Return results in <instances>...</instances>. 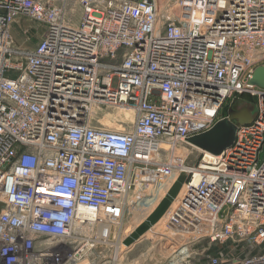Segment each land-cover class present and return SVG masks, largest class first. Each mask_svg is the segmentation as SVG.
I'll use <instances>...</instances> for the list:
<instances>
[{
    "label": "built area",
    "instance_id": "obj_1",
    "mask_svg": "<svg viewBox=\"0 0 264 264\" xmlns=\"http://www.w3.org/2000/svg\"><path fill=\"white\" fill-rule=\"evenodd\" d=\"M160 1L0 0V264H121L131 172L162 185L173 166L154 165L245 97L233 144L177 170L192 237L163 244L166 264H264V0ZM23 18L46 26L32 51ZM116 107L130 131L93 125Z\"/></svg>",
    "mask_w": 264,
    "mask_h": 264
},
{
    "label": "rangeland",
    "instance_id": "obj_2",
    "mask_svg": "<svg viewBox=\"0 0 264 264\" xmlns=\"http://www.w3.org/2000/svg\"><path fill=\"white\" fill-rule=\"evenodd\" d=\"M169 4H171V0H161V6L163 8L167 7ZM71 8H75L77 11V14L73 15L71 20L72 25L76 26L81 17V9L74 5H72ZM45 32V25L23 18L22 21H18L12 27L14 46L25 49L26 51H32L40 44ZM248 103L253 106L256 100L245 97L244 101H235L231 106L229 105L228 108L224 109L221 114V119L228 116V111L230 109L241 110L247 107ZM134 120L135 116L133 114L107 109L99 111L96 116H94L93 125L99 129L108 131L128 132L133 127ZM171 150H173L174 153L171 152L166 160L161 158L157 164L154 165L156 170L163 165L173 166L171 167L173 169L171 175L162 185H158V182L155 181L162 179V176L157 179L153 176L155 180L150 177L143 179L145 177L144 175L141 177L138 176L137 171L131 172L130 190L127 198L124 200L126 206L120 218V229L127 238L150 218L167 197L180 176H182L177 173L180 166L182 164H198L201 162L202 152H205L191 145L179 146ZM263 162L264 148L260 153V163ZM182 169H184V166ZM157 186L158 190L156 189ZM180 192L181 190L179 193ZM179 199L180 196L178 194L159 221L142 235L138 241L131 244V249L133 250L124 257L121 264H166L167 257L174 249L176 242L181 240L180 238H188L191 236V234L187 232L180 233L182 228L178 229L176 226L177 214L175 210L179 209ZM165 239L175 242L174 246L171 247V251L165 249L163 244ZM206 246L208 247V243L205 242V247Z\"/></svg>",
    "mask_w": 264,
    "mask_h": 264
},
{
    "label": "water",
    "instance_id": "obj_3",
    "mask_svg": "<svg viewBox=\"0 0 264 264\" xmlns=\"http://www.w3.org/2000/svg\"><path fill=\"white\" fill-rule=\"evenodd\" d=\"M251 84L264 88V67H259L255 70ZM253 119L254 113L247 107L241 110L230 109L228 111V116L223 120H220L210 131L189 139L188 143L195 145L206 152L219 155L233 144L235 139L236 123L250 124L253 122ZM185 181L186 176H180L172 190L169 192L157 210L141 227H139L130 237L125 240L124 244L126 246H130L131 244L138 241L142 235H144L159 221V219L163 216L168 207L179 194V191L181 190Z\"/></svg>",
    "mask_w": 264,
    "mask_h": 264
},
{
    "label": "bare ground",
    "instance_id": "obj_4",
    "mask_svg": "<svg viewBox=\"0 0 264 264\" xmlns=\"http://www.w3.org/2000/svg\"><path fill=\"white\" fill-rule=\"evenodd\" d=\"M161 2V1H160ZM114 110H118V111H122V112H126V113H130V114H133L134 116H135V111L133 110V109H131V108H123V107H116V108H114ZM136 118V117H135ZM135 121V120H134ZM191 146H194V147H196V148H198V149H200L199 147H197V146H195V145H192V144H190ZM200 150H202V149H200ZM204 151V150H203ZM202 154H207L208 156H213V155H211V154H209V153H206V152H202ZM128 249H131V245L128 247Z\"/></svg>",
    "mask_w": 264,
    "mask_h": 264
}]
</instances>
